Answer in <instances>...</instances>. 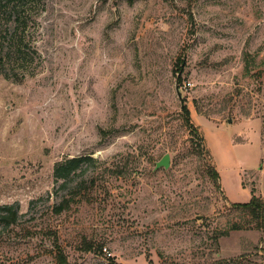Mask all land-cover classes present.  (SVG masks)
<instances>
[{
  "label": "rangeland",
  "instance_id": "obj_1",
  "mask_svg": "<svg viewBox=\"0 0 264 264\" xmlns=\"http://www.w3.org/2000/svg\"><path fill=\"white\" fill-rule=\"evenodd\" d=\"M35 2L33 63L0 77V205L18 212L0 221V264H264V232L228 203L181 110L264 166V0ZM84 156L61 188L55 164Z\"/></svg>",
  "mask_w": 264,
  "mask_h": 264
},
{
  "label": "trees",
  "instance_id": "obj_2",
  "mask_svg": "<svg viewBox=\"0 0 264 264\" xmlns=\"http://www.w3.org/2000/svg\"><path fill=\"white\" fill-rule=\"evenodd\" d=\"M35 0H0V77L12 79L9 71L21 70L22 77L26 76L28 71L27 66L33 63L34 51L30 52V48L26 43V30L28 25L27 18L30 16L29 9L35 5ZM30 18V17H29ZM21 66V67H20ZM26 72V73H25ZM19 74V73H18ZM17 76V75H16ZM19 80H23L19 78ZM182 114L184 115L185 125L190 133L197 138L199 143L195 145L200 148L201 153L208 152L203 143L205 138L199 133V129L194 126L191 121L189 108L183 104L181 106ZM95 160L90 156L66 158L63 161L57 162L54 166V176L56 181H60V187L68 189L70 182L74 179L79 172L84 173L85 167H90ZM210 173L213 179L219 185V174L215 168H211ZM95 184L94 180H91ZM253 197L250 202L245 204H233L234 207L243 209L246 214L255 221V228L264 232V198L255 195L254 189L252 190ZM63 196L62 200L54 205L53 211L56 214H61L70 209V202L72 196ZM18 220V212L11 205H0V221L6 226L15 225ZM244 226L234 224L230 230H241ZM229 231H224L221 236L228 235ZM58 262L56 264H67L66 258L63 254L58 253Z\"/></svg>",
  "mask_w": 264,
  "mask_h": 264
},
{
  "label": "crops",
  "instance_id": "obj_3",
  "mask_svg": "<svg viewBox=\"0 0 264 264\" xmlns=\"http://www.w3.org/2000/svg\"><path fill=\"white\" fill-rule=\"evenodd\" d=\"M211 139L205 138V145L213 163V168L219 174V185L221 191L229 204H245L250 202L255 195L264 198V186L261 183V175L264 173V166H249L245 155L237 151L235 134L228 133L224 124H211ZM201 126V125H200ZM264 141V140H263ZM244 143L246 141L243 139Z\"/></svg>",
  "mask_w": 264,
  "mask_h": 264
},
{
  "label": "water",
  "instance_id": "obj_4",
  "mask_svg": "<svg viewBox=\"0 0 264 264\" xmlns=\"http://www.w3.org/2000/svg\"><path fill=\"white\" fill-rule=\"evenodd\" d=\"M231 122V121H229ZM170 166V156L169 155H165L157 164L156 167L160 168V167H165L168 168Z\"/></svg>",
  "mask_w": 264,
  "mask_h": 264
}]
</instances>
